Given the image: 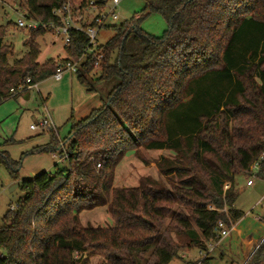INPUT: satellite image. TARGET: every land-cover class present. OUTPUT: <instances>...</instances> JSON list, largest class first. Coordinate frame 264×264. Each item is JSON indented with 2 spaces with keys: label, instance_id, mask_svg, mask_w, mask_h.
Masks as SVG:
<instances>
[{
  "label": "trees",
  "instance_id": "1",
  "mask_svg": "<svg viewBox=\"0 0 264 264\" xmlns=\"http://www.w3.org/2000/svg\"><path fill=\"white\" fill-rule=\"evenodd\" d=\"M66 1L26 0L24 17L61 25L52 11ZM151 14L167 23L160 37L139 28ZM13 27L20 29L0 24V103L17 96L11 89L37 85L62 64L78 62L87 45L82 32L71 31L67 59L40 66L36 40L48 30L38 28L29 31L23 56L10 62L13 47L4 39ZM105 29L114 35L100 47L98 80L116 78L118 85L62 142L68 170L22 183L25 196L0 227V264H90L82 258L87 250L114 255L100 264H172L181 252L218 241L219 221L243 218L234 207V178L249 175L264 152V0H145L144 15ZM94 62L85 56L76 73L87 91ZM137 146L174 153L157 163L165 183L146 179L138 188L111 190V170ZM58 149L52 134L44 151ZM0 164L16 182L21 163L1 152ZM259 175L264 179V171ZM102 206L114 225L83 227L78 214ZM166 221L185 250L160 243ZM245 264H264V240Z\"/></svg>",
  "mask_w": 264,
  "mask_h": 264
},
{
  "label": "rangeland",
  "instance_id": "2",
  "mask_svg": "<svg viewBox=\"0 0 264 264\" xmlns=\"http://www.w3.org/2000/svg\"><path fill=\"white\" fill-rule=\"evenodd\" d=\"M41 1L48 3L51 0ZM25 5L26 0L0 2V24L11 22L16 25L18 19L26 22ZM144 7L145 0H121L116 9L119 16L115 25L119 26L144 15ZM84 17L86 21L88 17L90 18L89 15ZM139 28L146 34L160 37L167 29V23L161 16L151 14L139 23ZM113 35V31L108 29L99 31L96 39L98 47L103 48ZM28 41V30L14 27L8 30L4 43L13 47V54L9 57L10 62L23 56ZM36 43L40 48L37 58L40 66L49 61L57 63L67 59L63 42L53 32L47 31L44 36L36 40ZM99 77V70H94L88 76L92 90L87 91V88L78 82L76 74L65 72L60 84L52 77H47L38 83L34 89L27 92V100L24 99V95H17L0 103V153L6 152L9 159L21 163L16 182L4 164H0V227L3 225V218L10 212L9 208L15 207L24 198L25 194L22 191L24 181L32 180L43 173L52 174L57 170H68L67 161L63 164L57 163L51 158L53 153L48 154L44 149L50 143L52 134L59 146L60 142L68 139L73 124L89 117L93 110L100 109L106 102L109 93L118 85V80L116 78L98 80ZM46 114L50 117L57 134L54 131L30 130V126L39 123ZM10 140L14 143L10 144ZM5 142L9 144L5 145ZM57 152L63 155L61 150L58 149L54 153ZM88 155V162L94 163L93 154ZM173 157L174 153L168 150L148 151L137 146L136 152L126 153L111 170L109 175L111 190L138 188L146 179L165 183L157 163L162 158L173 159ZM98 165L95 164L96 171L100 167ZM248 182L251 183V187L247 186ZM234 187L237 194L235 209L243 213L244 219H253L255 223L250 222L245 227H241L242 229L239 225L235 227V223L228 224L229 229L235 228L233 235L229 234L219 250L212 254L213 259L210 264H229V261L234 264H245L264 240V179L255 174H239L234 178ZM16 209L17 206L15 211ZM224 213H227V210ZM78 217L83 227L106 228L114 225L106 206L84 210L78 214ZM167 224L168 221L161 227L160 243H175L182 245V250H185V240H178L174 234L166 231ZM113 256L91 250L82 254V258L87 259L90 264L103 263ZM75 257H79V254ZM147 264H152V261L149 260Z\"/></svg>",
  "mask_w": 264,
  "mask_h": 264
},
{
  "label": "built area",
  "instance_id": "3",
  "mask_svg": "<svg viewBox=\"0 0 264 264\" xmlns=\"http://www.w3.org/2000/svg\"><path fill=\"white\" fill-rule=\"evenodd\" d=\"M121 0H108L104 1L101 5L98 4L95 0H67L65 5L57 10H53L52 14L58 17L61 20V25H41L38 22L27 20L23 22L21 19H18L16 22V26L20 29H25L28 31L37 30L38 28H42L44 30H48L53 32L56 36H58L61 41L63 42L64 47H67L70 43V32L71 31H78L82 32L87 38V45L85 48L84 55L79 59L78 62H66L59 66L58 71L52 76L55 81H60L63 77L65 72H70L72 74L77 73V69L80 64L83 62L84 57L87 55H91L95 58V62L93 64V69L98 70L99 63L103 59V51L98 47L97 44V35L98 32L107 28L114 26L115 23L118 21V14L116 9L120 4ZM82 3L84 6H82ZM85 16L88 17L87 21ZM86 23L87 26L83 27L82 23ZM93 25V26H91ZM29 83V79L26 80V84ZM34 86H27L24 88L22 85H19L16 89H11V95H25L31 89H34ZM30 130H40V131H54L55 134L56 130L51 122L49 116L46 114L45 117L36 125H31ZM59 150L63 153V155H59L53 153L51 156L57 163H65L67 161V146L60 142ZM99 166V165H98ZM250 174H255L257 177L261 176L262 171H264V152L258 157V159L250 166ZM248 187H251V183H247ZM227 185L224 186V190L227 189ZM16 207V206H15ZM15 207H10L9 211L14 212ZM210 210L212 208L210 207ZM226 209H223L222 212H225ZM228 224L231 225L229 221ZM232 229V228H231ZM229 229L224 221H219L215 228V231L218 233V241L208 242L206 244V248L203 249H193V250H186L179 254V257L176 261L172 264H203V261L211 257L216 250H219L221 246V242L226 239L230 232L232 231ZM195 252V254H193Z\"/></svg>",
  "mask_w": 264,
  "mask_h": 264
},
{
  "label": "crops",
  "instance_id": "4",
  "mask_svg": "<svg viewBox=\"0 0 264 264\" xmlns=\"http://www.w3.org/2000/svg\"><path fill=\"white\" fill-rule=\"evenodd\" d=\"M63 79H64V78L62 77V79H61L60 81H55V80H54V81L57 82L58 84H60V83L63 81ZM25 95H26V94H25ZM25 95H24V96H25ZM24 96H23V97H24ZM46 112H47V111H46ZM49 118H50V117H49ZM250 222H251V223H255V220H253V219H252V220H249V219H246V218L244 219V216H243V218H242L241 220H239L238 222L235 223V227L239 225V228L242 229L243 227H245L246 225H248V223H250ZM239 223H240V224H239ZM241 227H242V228H241ZM234 230H235V228L232 229V231H231L230 234L233 235ZM225 240H226V239H224V240L221 242V245L224 244Z\"/></svg>",
  "mask_w": 264,
  "mask_h": 264
},
{
  "label": "water",
  "instance_id": "5",
  "mask_svg": "<svg viewBox=\"0 0 264 264\" xmlns=\"http://www.w3.org/2000/svg\"><path fill=\"white\" fill-rule=\"evenodd\" d=\"M24 99H26V100L28 99V94H26V95L24 96Z\"/></svg>",
  "mask_w": 264,
  "mask_h": 264
}]
</instances>
